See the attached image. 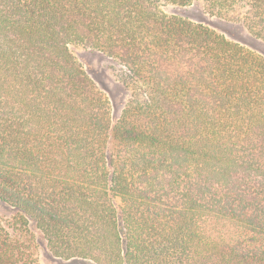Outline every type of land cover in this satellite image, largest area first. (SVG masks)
Returning <instances> with one entry per match:
<instances>
[{
    "label": "trees",
    "instance_id": "obj_1",
    "mask_svg": "<svg viewBox=\"0 0 264 264\" xmlns=\"http://www.w3.org/2000/svg\"><path fill=\"white\" fill-rule=\"evenodd\" d=\"M202 1L264 42V0ZM195 2L0 0V264H264V56L165 10Z\"/></svg>",
    "mask_w": 264,
    "mask_h": 264
},
{
    "label": "rangeland",
    "instance_id": "obj_2",
    "mask_svg": "<svg viewBox=\"0 0 264 264\" xmlns=\"http://www.w3.org/2000/svg\"><path fill=\"white\" fill-rule=\"evenodd\" d=\"M165 10L169 15L178 14L198 24H202L216 33L225 36L228 40L241 43L246 48L264 56L263 41L256 39L243 23L212 15L202 0H196L193 5L182 8L168 6ZM72 50L87 75L108 97L113 116H120L131 96L122 79L121 67L115 60L102 52L82 47H74ZM36 259L37 264H64L53 257L41 242L37 246ZM80 264L92 263L81 262Z\"/></svg>",
    "mask_w": 264,
    "mask_h": 264
}]
</instances>
